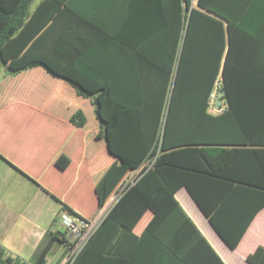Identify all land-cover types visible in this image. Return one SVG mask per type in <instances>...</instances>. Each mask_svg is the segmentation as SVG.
Listing matches in <instances>:
<instances>
[{
	"label": "trees",
	"instance_id": "trees-1",
	"mask_svg": "<svg viewBox=\"0 0 264 264\" xmlns=\"http://www.w3.org/2000/svg\"><path fill=\"white\" fill-rule=\"evenodd\" d=\"M36 2L38 7L31 12ZM56 14V44H33L26 53L32 56L41 48L40 53L47 50L66 58L69 75L36 56L14 68L13 75L40 67L69 86L77 99L70 124L88 131L92 124L98 126L106 151L122 162L120 186L131 169L144 165L134 185L124 188L68 264H99L98 257L107 251L114 235L121 230L131 233L147 210L154 217L139 238L144 240L141 246L145 239L151 246L153 264H185L176 246L160 236L175 228L174 220L182 221L179 228L199 238L216 264H223L173 196L185 187L231 249L264 206V182H244L228 168L242 152H252L246 147L264 143L257 139L264 136V119L242 117L240 103L259 94L241 91L253 79L242 70L241 62L232 59L233 24L221 0H0V68L5 63V46L15 54L21 52L26 38ZM26 28L29 32L21 39L19 34ZM261 75L254 80L264 84ZM217 79L228 109L213 116L207 112L208 101ZM207 182L259 185L252 190L256 206L248 219L227 220L224 205L206 204L200 192ZM62 210L84 222L93 221L70 205L63 204ZM55 243L71 245L68 230L49 229L31 261L0 248V264H46ZM263 254L260 248L247 260L260 264Z\"/></svg>",
	"mask_w": 264,
	"mask_h": 264
},
{
	"label": "crops",
	"instance_id": "crops-1",
	"mask_svg": "<svg viewBox=\"0 0 264 264\" xmlns=\"http://www.w3.org/2000/svg\"><path fill=\"white\" fill-rule=\"evenodd\" d=\"M221 2L233 24L232 59L241 62L242 70L253 79L247 80L241 91L259 94L255 100L252 97L240 103L241 110H244L242 117L260 121L264 119V84L256 82L262 80H254V77L264 74V0ZM37 7L38 2L31 6V12ZM57 16L38 28L31 38H26L21 52L15 54L5 46L2 53L5 63L0 68V248L24 261L35 257L49 229L63 231V227H55V222L65 214L63 204L70 205L87 220L100 219L101 222L124 188L134 185L144 166L131 169L120 186L122 171L118 167L122 162L106 151L98 126L92 124L88 131L70 124L69 117L77 99L69 86L49 77L40 67L13 75L14 68L34 56L50 60L52 65L57 64L53 66L58 71L69 75L68 63L63 62L66 58L59 59L57 54L47 50L44 51L48 53H40L41 48L32 56L26 53L33 44L49 47L56 44L59 37L56 34ZM30 28L22 30L19 37L22 39ZM72 41L69 39V44ZM222 101L227 103L228 109L225 96ZM207 112L219 115L209 108ZM257 139L264 141V136ZM246 148L252 152H242V156L228 168L232 175L244 182L263 183L264 143ZM207 183L200 192L206 204L224 205L227 220L248 219L256 206L252 190L259 185ZM173 196L223 264H251L247 258L258 249H264V206L256 211L239 243L231 249L185 187L177 189ZM153 217L154 213L147 210L131 233L117 232L109 241L107 251L98 257V263L153 264L155 257L151 246L146 244L147 239L141 246L144 240L139 238ZM174 222L175 228L162 231L160 236L171 246H176L180 259L185 264H216L199 243V238L191 230L180 229L182 221ZM64 252L65 249L51 263L47 258L46 264H61ZM260 264H264V254Z\"/></svg>",
	"mask_w": 264,
	"mask_h": 264
},
{
	"label": "built area",
	"instance_id": "built-area-1",
	"mask_svg": "<svg viewBox=\"0 0 264 264\" xmlns=\"http://www.w3.org/2000/svg\"><path fill=\"white\" fill-rule=\"evenodd\" d=\"M224 97V93L222 91V82L220 79L214 84V88L211 92L208 101V108L213 113H223L227 109V103L223 102L222 99ZM61 220L64 228L68 230L70 237L75 236L76 242L73 245H70V252L64 257L61 264H68L72 262L75 255L79 252V250L83 247L87 239L93 233L94 229L99 225L100 219L94 220L90 223L84 222L67 214L61 215ZM11 264V263H6Z\"/></svg>",
	"mask_w": 264,
	"mask_h": 264
},
{
	"label": "rangeland",
	"instance_id": "rangeland-1",
	"mask_svg": "<svg viewBox=\"0 0 264 264\" xmlns=\"http://www.w3.org/2000/svg\"><path fill=\"white\" fill-rule=\"evenodd\" d=\"M128 134H132L131 132H129ZM55 227L56 228H64L63 224H62V220H61V216L59 217V219L55 222ZM63 230H66L65 228ZM76 242V238L75 236H71L70 237V244L73 243V245ZM61 243H55L53 246L52 251L50 252V254L48 255V261L51 263L53 262L55 259H57L58 256H60L61 252L65 249V257L67 256V254L70 252V245L69 243L67 245H64ZM72 246V245H71ZM33 260V259H32Z\"/></svg>",
	"mask_w": 264,
	"mask_h": 264
},
{
	"label": "water",
	"instance_id": "water-1",
	"mask_svg": "<svg viewBox=\"0 0 264 264\" xmlns=\"http://www.w3.org/2000/svg\"><path fill=\"white\" fill-rule=\"evenodd\" d=\"M171 91H172V89H171ZM170 96H171V93H170ZM164 123H165V121H164ZM163 127H164V125H163Z\"/></svg>",
	"mask_w": 264,
	"mask_h": 264
}]
</instances>
